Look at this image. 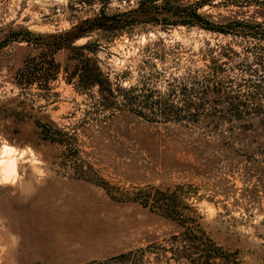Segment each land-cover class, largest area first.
<instances>
[{
  "label": "rangeland",
  "instance_id": "374dc122",
  "mask_svg": "<svg viewBox=\"0 0 264 264\" xmlns=\"http://www.w3.org/2000/svg\"><path fill=\"white\" fill-rule=\"evenodd\" d=\"M138 1L108 0L103 10ZM161 1L146 0L153 9ZM167 1L196 7L219 23L264 24V0ZM101 4L0 0V264H176L166 245L177 223L134 198L148 186L174 189L179 209L190 217L185 222L235 251L226 264H264V66L251 54L214 72L198 51L206 42L264 51V40L172 22L163 12L141 14L117 30L94 29L74 41H91L89 54L112 81L136 85L127 109L95 106V88L66 82L61 69L48 88L15 82L35 49L8 39L11 30L67 29ZM53 56L62 64L65 50ZM212 72L210 84L226 94L199 104L189 95L195 102L184 106L179 85L197 89L201 75ZM170 88L174 92L166 94ZM159 96L172 113L198 118L164 120Z\"/></svg>",
  "mask_w": 264,
  "mask_h": 264
},
{
  "label": "trees",
  "instance_id": "16d2710c",
  "mask_svg": "<svg viewBox=\"0 0 264 264\" xmlns=\"http://www.w3.org/2000/svg\"><path fill=\"white\" fill-rule=\"evenodd\" d=\"M102 2L98 12L93 16L85 17L70 25L67 29L53 32H35L25 27L11 30L9 38H18L24 40L27 44L35 49V52L29 54L23 61V67L19 68L15 73V82L17 84H27L34 82L41 88H48L50 79L55 78L59 69L63 71V78L66 82H72L76 87L90 90L95 88L96 105L100 108H111L119 106L120 110L127 109L135 100L131 95L135 84L122 86L118 82L112 81L106 71H103L98 65L97 59L92 54L94 48L91 47V41L85 40L82 43H75L77 38L86 36L94 29L117 30L120 27L134 23L138 20V15H153L163 12L167 16H173L172 22L197 23L198 25L216 30L219 32H231L232 30L249 34L256 39L264 40V24L260 21H247L244 19H228L224 23L215 22L196 10V7L189 5H175L163 0L155 3L153 9L147 4L146 0H139L138 3L131 8L124 10H116L107 13L103 10V4L108 0H100ZM58 49L65 50V58L62 64L55 60L53 53ZM202 51L201 59L205 60V64L211 67L212 71L220 67V63H224L230 59H236L237 64L245 62L248 55H251V61L257 65L264 66V51H246L240 52L229 46L227 43L214 42L209 44L206 42ZM250 52V53H249ZM92 53V54H89ZM168 55V50H163V59ZM197 75L186 73L184 77L193 80ZM214 73L201 75V84L196 89L192 85L186 86V83L179 85L177 92L181 94L184 106L194 104L189 95L198 98V102L202 103L208 96L225 95L220 87L210 84L214 80ZM191 82V81H190ZM256 85V84H255ZM174 92L173 89H168ZM264 93V90L262 91ZM245 96L252 97V91H244ZM163 100V119H179L185 118L192 120L198 118L199 115L188 113L187 115H178L172 113L171 103L167 102L165 96L157 97L155 101L158 103ZM145 102V99L141 100ZM113 104V105H112ZM115 104V105H114ZM136 196L143 205L149 203L155 211L174 220L179 229L177 233H172L167 240V250L169 257L176 264H226L227 261L234 260L235 251H227L216 244L196 222H185L190 217L182 212L177 205V199L174 189H159L155 186L139 188ZM125 255L124 252L119 256ZM230 264V263H229Z\"/></svg>",
  "mask_w": 264,
  "mask_h": 264
},
{
  "label": "bare ground",
  "instance_id": "6f19581e",
  "mask_svg": "<svg viewBox=\"0 0 264 264\" xmlns=\"http://www.w3.org/2000/svg\"><path fill=\"white\" fill-rule=\"evenodd\" d=\"M4 149H5V151L7 150V152H10V150H12V149L9 148V147H5ZM5 151H4V152H5ZM7 158H8V157H7ZM11 161H12V160H11ZM6 166H7V165H6ZM10 166H11V165H10ZM10 166H9V167H10ZM7 167H8V166H7ZM7 167H6V168H7ZM8 169H9V168H7V170H8ZM10 170H11V169H10ZM10 170H9V171H10ZM12 170H13V169H12ZM3 174H4V173H3ZM5 175H6V174H5Z\"/></svg>",
  "mask_w": 264,
  "mask_h": 264
}]
</instances>
